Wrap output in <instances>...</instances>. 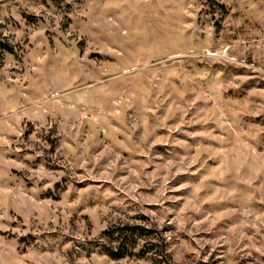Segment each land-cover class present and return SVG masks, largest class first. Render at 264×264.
Segmentation results:
<instances>
[{
	"label": "rangeland",
	"instance_id": "rangeland-1",
	"mask_svg": "<svg viewBox=\"0 0 264 264\" xmlns=\"http://www.w3.org/2000/svg\"><path fill=\"white\" fill-rule=\"evenodd\" d=\"M0 264H264V0H0Z\"/></svg>",
	"mask_w": 264,
	"mask_h": 264
},
{
	"label": "trees",
	"instance_id": "trees-1",
	"mask_svg": "<svg viewBox=\"0 0 264 264\" xmlns=\"http://www.w3.org/2000/svg\"><path fill=\"white\" fill-rule=\"evenodd\" d=\"M149 230H147L145 227H142L140 225H133V226H125V227H118L114 228L113 230L104 232V235L109 234L110 236H113V234L116 235L114 238L116 241V247L108 248L107 253L112 258H120L123 256L124 251L123 247L126 243L130 244H136L138 239H141L144 237L145 233H148Z\"/></svg>",
	"mask_w": 264,
	"mask_h": 264
}]
</instances>
